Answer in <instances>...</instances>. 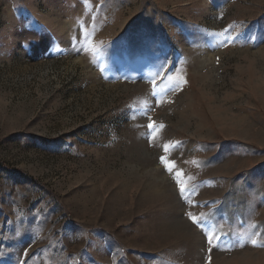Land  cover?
<instances>
[{
  "label": "rangeland",
  "instance_id": "374dc122",
  "mask_svg": "<svg viewBox=\"0 0 264 264\" xmlns=\"http://www.w3.org/2000/svg\"><path fill=\"white\" fill-rule=\"evenodd\" d=\"M0 264H264V0H0Z\"/></svg>",
  "mask_w": 264,
  "mask_h": 264
},
{
  "label": "snow or ice",
  "instance_id": "6c2138e0",
  "mask_svg": "<svg viewBox=\"0 0 264 264\" xmlns=\"http://www.w3.org/2000/svg\"><path fill=\"white\" fill-rule=\"evenodd\" d=\"M157 104H159V101H157ZM155 122L151 120V117H149V123L147 125L149 130H153L155 128ZM161 128L164 127L163 125L160 126ZM171 146L169 144H164V151L167 152L169 150ZM160 160L162 163L165 164V167L167 169V171H169L170 173L173 172V168L175 167V163L173 161H168L167 158L165 156H161ZM171 165V166H169ZM181 175L180 172H176L175 176L177 178V185L179 187V191L181 196H183V194L186 191L185 185L183 183H181V181L179 180V176ZM188 217L190 220H192V222L195 224L197 223V218L195 216L192 215V213H187ZM209 243H211V239L209 238ZM253 244H255V241H252Z\"/></svg>",
  "mask_w": 264,
  "mask_h": 264
}]
</instances>
